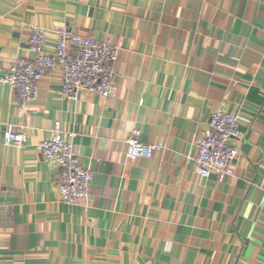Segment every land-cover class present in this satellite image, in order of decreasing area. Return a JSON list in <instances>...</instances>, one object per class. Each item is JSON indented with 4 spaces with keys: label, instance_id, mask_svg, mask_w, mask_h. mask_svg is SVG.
<instances>
[{
    "label": "crops",
    "instance_id": "obj_1",
    "mask_svg": "<svg viewBox=\"0 0 264 264\" xmlns=\"http://www.w3.org/2000/svg\"><path fill=\"white\" fill-rule=\"evenodd\" d=\"M33 26L50 54L65 28L117 44L115 94L69 100L56 70L21 105L2 79L34 56ZM217 110L238 118L239 155L234 177L205 180ZM57 122L93 172L77 206L38 153ZM10 127L23 148L4 145ZM136 130L163 150L128 160ZM0 264H264V0H0Z\"/></svg>",
    "mask_w": 264,
    "mask_h": 264
},
{
    "label": "built area",
    "instance_id": "obj_2",
    "mask_svg": "<svg viewBox=\"0 0 264 264\" xmlns=\"http://www.w3.org/2000/svg\"><path fill=\"white\" fill-rule=\"evenodd\" d=\"M45 41L44 30L31 27L28 49L34 56L10 63L2 79L3 84L16 94L21 105L36 102L40 82L56 70L63 74L62 94L69 100L78 101L83 92L103 98L115 94V66L119 62L120 48L112 40L98 41L65 28L60 31L56 50L52 54L45 51ZM207 127L197 145V173L205 180L211 176L221 179L234 177L233 163L239 155L235 146L239 137L238 118L217 110L211 114ZM68 137L74 141L76 135L71 132ZM26 138L24 132L10 127L4 145L23 148ZM162 150L160 144L142 142L141 131L136 130L129 139L126 157L131 162L152 159ZM38 153L46 162L58 167L57 189L65 204L77 206L81 201L90 199L93 172L82 166L75 144L65 140L59 122L52 128L49 139L38 145Z\"/></svg>",
    "mask_w": 264,
    "mask_h": 264
}]
</instances>
